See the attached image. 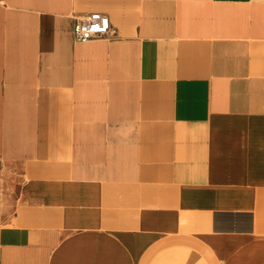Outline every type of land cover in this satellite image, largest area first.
<instances>
[{
    "label": "crops",
    "instance_id": "obj_1",
    "mask_svg": "<svg viewBox=\"0 0 264 264\" xmlns=\"http://www.w3.org/2000/svg\"><path fill=\"white\" fill-rule=\"evenodd\" d=\"M91 13L113 35L75 42ZM28 65L31 157L71 178L0 226V264H96L139 206L188 219V192L213 247L264 264V0H0V69ZM148 264L210 263L172 245Z\"/></svg>",
    "mask_w": 264,
    "mask_h": 264
},
{
    "label": "rangeland",
    "instance_id": "obj_2",
    "mask_svg": "<svg viewBox=\"0 0 264 264\" xmlns=\"http://www.w3.org/2000/svg\"><path fill=\"white\" fill-rule=\"evenodd\" d=\"M42 70L31 69L29 65L26 69H0V226L13 223L16 214L24 215L29 199L39 198L44 192L47 196L63 192L64 186L55 185L64 184L71 178L70 166L39 164L30 154L36 92L34 81ZM218 194L224 196L222 191ZM182 198V211L189 213L185 220L173 219L171 210L166 205L161 206V202L137 207L134 217H122V227L126 220H130L133 228L120 234L105 235L107 239L92 253L96 264L118 259L121 264H148L160 249L172 245L193 247L210 264L246 261L247 253L241 249L244 246H240L241 242L227 240L213 247L201 226L204 214L211 209L200 207L198 196L194 197L191 192ZM121 230L124 231L123 228ZM249 257L252 264H257L254 254Z\"/></svg>",
    "mask_w": 264,
    "mask_h": 264
},
{
    "label": "built area",
    "instance_id": "obj_3",
    "mask_svg": "<svg viewBox=\"0 0 264 264\" xmlns=\"http://www.w3.org/2000/svg\"><path fill=\"white\" fill-rule=\"evenodd\" d=\"M113 33L110 20L105 14L91 13L75 19L73 27L75 42L82 43L108 38Z\"/></svg>",
    "mask_w": 264,
    "mask_h": 264
}]
</instances>
